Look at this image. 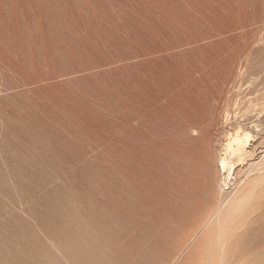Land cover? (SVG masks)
<instances>
[{"label":"rangeland","instance_id":"rangeland-1","mask_svg":"<svg viewBox=\"0 0 264 264\" xmlns=\"http://www.w3.org/2000/svg\"><path fill=\"white\" fill-rule=\"evenodd\" d=\"M263 101L264 0H0V142L9 128L28 172L41 166L25 193L0 148V198L17 200L0 220L19 215L46 240L30 206L65 222L74 201L115 258L82 264H182L197 234L226 233L249 204L255 181L248 167L223 172L232 156L216 124L227 105ZM258 228L234 240L252 247ZM218 244L198 253L217 247L225 264Z\"/></svg>","mask_w":264,"mask_h":264},{"label":"bare ground","instance_id":"bare-ground-1","mask_svg":"<svg viewBox=\"0 0 264 264\" xmlns=\"http://www.w3.org/2000/svg\"><path fill=\"white\" fill-rule=\"evenodd\" d=\"M246 108H241V106L236 108L232 105H227L226 108L223 109V112L220 115L221 117L218 119L216 125L217 131H221V135H223L226 140L227 153H230L232 156V159L226 157L222 159L223 161L220 163V167L222 165L221 168H223V172H225L226 169H228L227 171H229V169L233 171L234 168H240L241 166L248 167V169H250L247 175H245V178L252 177L255 183L252 184L250 188H247L250 195V199L247 202L249 204L245 206L240 213L237 212V214H234L230 222V227L226 233L222 232L215 234L213 232V226H210L207 232H201V234L199 235L200 237H198L197 234L193 238V244L189 245L191 247V253L186 258L182 259V264H203L205 262V264H215L217 258L215 259L214 255L218 253L217 247L215 245L216 249L214 251L208 249V246L210 244L214 245L215 241H217V244L219 243V246L221 242H225V244H222L221 246L227 248H225L226 250L224 251L226 256L224 258L222 256H224L225 254H219L221 255V258L219 257V260L221 259L220 262H222L225 259V264H230V255L233 251L230 250V248L231 246H233L232 244L236 242V239L234 240L236 234L237 236H239L241 232L247 231L246 229L251 226L259 228L264 227V217H259L257 219L252 218L257 213H260V215H264V101L261 103H253V105L250 102V104ZM5 117L0 118L4 119ZM191 129H193L194 133L199 134L203 138L204 133L202 131V128L191 126ZM14 137H17V135L13 134V131L11 132L9 128H6L4 137L0 142V148L5 154V161L6 164L10 167L9 169L12 175L16 178L15 180H22L20 187L26 193L27 190L34 188V186H32L33 184H29L26 180H31V177H34L36 175L35 173H40L41 166H39V164H36L33 167V173L28 172L24 158H22L21 162L19 161L21 160V158L19 159L20 151L17 148V145L12 143V139ZM13 153L17 155H14ZM17 156L18 158H16ZM171 159L173 161H176L174 155H171ZM234 162L236 163V166L234 165ZM180 164L181 163H179V167L177 168H180ZM237 169L234 170L235 174L237 172ZM41 175L43 177H41ZM4 176V169L0 164V180H6ZM187 177L189 180L194 179L189 175H181L180 180H182L183 178L186 179ZM39 178L44 180V178L46 177L41 173ZM249 181L250 179H247L246 184ZM226 182L227 181H225V183ZM6 188V184L1 181L0 193H5L7 191ZM16 201L17 200L13 196L8 197L7 199L0 198V216L7 214L10 210V205ZM43 201L45 202L43 206H45L46 208L57 212H60L62 210L63 203L60 206L59 201L54 196L44 197ZM71 203L75 208L76 213L75 215L73 214L72 216H69V213L66 212L64 214V218H69L68 220L64 219L65 222H60V219H57L58 217L53 218V216L56 215V212L52 213L49 216H45L42 211V205L40 204L33 203L30 206L29 211L33 215H35L36 219L38 220L39 226L47 231L46 236L48 237V239L46 240H44L39 233L32 231L30 226H28L27 228H18L21 219L19 215L17 217H3V219L0 220V264H82L81 262L84 260L91 262L97 258L101 259L98 260L99 262L115 261L114 257L107 256L106 252L99 246V241L95 236V232L99 231V227L94 229L90 223L93 222L92 219L88 221V218L85 219L83 216L77 213L76 203L74 201H72ZM101 226L102 228L105 227V225L103 224ZM241 227H243V229L244 227L247 228L245 229V231L242 229H240L242 231L238 230ZM259 228L257 232L261 231H259ZM238 231H240V233ZM228 232L231 233L229 234ZM189 239L190 236H183L181 240L176 243L164 240L159 245H154L153 247L166 249V247L170 248L174 246V244L177 246H184V244H186ZM204 246L208 247L206 248L208 249V251L205 252V254H202L201 252V254H199L198 250L203 251L202 248ZM221 246L219 249H221ZM262 246H264V244ZM256 249H254V251ZM235 251L236 248L234 249V253ZM251 252L249 253L250 255L252 254ZM211 255L213 256V259L211 258ZM233 255L234 254H232L231 257H233ZM145 257L147 256H142L141 260L147 259ZM168 257L175 260L177 258V255L175 253L174 255H170ZM261 259L263 260V257ZM238 263L240 264L242 263V261Z\"/></svg>","mask_w":264,"mask_h":264},{"label":"crops","instance_id":"crops-1","mask_svg":"<svg viewBox=\"0 0 264 264\" xmlns=\"http://www.w3.org/2000/svg\"><path fill=\"white\" fill-rule=\"evenodd\" d=\"M263 228V227H262ZM262 233H264V232H262ZM257 237H255V239H256ZM261 238V237H260ZM247 242V243H246ZM253 243H252V247H250L249 246V243H248V241H244V242H242V241H240V242H235L234 244H232L233 246H231V248H230V250H233L232 252H231V255L232 254H234V258L233 257H231V255H230V264H234L233 262L234 261H231V260H235V263L237 262V254L239 253V255H242L243 254V257H244V264H256V262H257V260H258V262H257V264H264V263H261V262H264V252H261V253H259V252H256V251H254V248H256L257 247V244H259L260 243V241H259V239H256V240H254V241H252ZM232 243V242H231ZM261 243H264L263 241H261ZM236 245V246H235ZM238 245L240 246L239 247V249H238ZM249 249H248V248ZM236 248V251H235V253H234V249ZM252 248V249H251ZM238 249V250H237ZM250 249H251V251H253V252H251L250 251ZM245 252V253H244ZM252 253V254H254V255H250L249 253ZM247 253H248V255H247ZM248 257V259H247V257ZM251 256V257H250ZM258 256V257H257ZM263 257V260L261 259ZM252 258V259H251ZM259 258V259H258ZM246 260V261H245ZM260 260V261H259ZM254 262V263H253Z\"/></svg>","mask_w":264,"mask_h":264}]
</instances>
